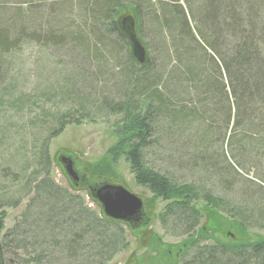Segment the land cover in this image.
Masks as SVG:
<instances>
[{"label":"trees","instance_id":"obj_1","mask_svg":"<svg viewBox=\"0 0 264 264\" xmlns=\"http://www.w3.org/2000/svg\"><path fill=\"white\" fill-rule=\"evenodd\" d=\"M54 1H40L30 27L23 20L0 22V66L1 55L30 42L79 58L86 66L72 69L75 80L107 82L99 78L105 59L121 55L118 72L111 71L121 81L120 100L104 97L93 103L77 96L98 113L122 114L125 121L117 128L116 148L140 186L171 200L163 222L171 216L174 227L186 234L193 231L198 221L188 203L193 195L230 210L226 198L200 190V181H188L189 176L216 173L218 183L228 187L239 177L234 167L247 170L245 162L258 161L263 169L258 166L256 177L264 182V0H92V5L88 0L78 4L77 20L72 11L60 9L66 0L44 14ZM127 5L138 37H145L144 47L150 50L143 63L131 55L117 23ZM83 24L87 31L82 33ZM1 71L2 67L0 81ZM50 72L63 73L54 68ZM58 123L49 128L39 154L32 151L38 160L34 167L41 164L44 177L20 219L0 236V264H106L124 248L118 221L89 210L78 195H69L48 177L47 140L63 127ZM5 173L11 175L9 169ZM239 184V204L260 206L257 210L264 217L263 187L256 196L248 190L258 188L251 181L242 178ZM189 242L186 249L195 244L193 239ZM199 250L181 264H264V239Z\"/></svg>","mask_w":264,"mask_h":264},{"label":"rangeland","instance_id":"obj_2","mask_svg":"<svg viewBox=\"0 0 264 264\" xmlns=\"http://www.w3.org/2000/svg\"><path fill=\"white\" fill-rule=\"evenodd\" d=\"M40 1L0 0V22L23 20L27 21L30 27L29 21H35L30 18L37 17V13L32 11L39 8ZM58 1L51 2L55 4H49L42 12L45 14L47 9H55L56 4L59 8ZM62 2L60 9L72 11V18L77 20L78 4L87 3L88 0ZM88 4L92 5V0ZM60 12L62 13L61 10ZM132 13L129 5L120 10L116 18L119 27L121 18L126 15L134 17ZM87 24L90 25V22ZM86 26L82 25V33L87 31ZM137 38L144 47L145 37L141 36L140 39L137 35ZM144 49L146 60L150 50L145 47ZM121 57L118 55L115 60L105 59L107 62L102 67L103 75H99V78L107 80L103 82L93 78L75 80L71 75L72 69L79 64H86L79 58L75 59L72 53L62 55L47 45L25 42L19 49L4 55V58L1 55L3 62L0 66V82L3 90L0 89V236L20 219L36 192L38 181L44 177L43 172L39 171L41 164L34 167L38 160L32 151L39 154L49 128L62 121L63 127L47 140L46 146L49 160V163L46 162L48 177L52 183L65 189L69 195H78L86 208L100 216L103 215L102 207L91 195V188L98 189L105 184L119 185L137 196L142 203L137 215L126 221L116 220L125 237L124 248L106 264H181L189 256L200 253L199 247L202 246L215 245L218 248L222 244L264 239V217H260L261 212L257 210L261 207L254 209L253 205L254 208L250 209L245 203L239 204L242 197L240 190L243 188L239 181L242 178L258 187L248 188L252 194L260 196L257 194L259 187L264 189V182L256 177L258 166L263 169L258 161L252 164L245 162L244 168L247 170L236 169L232 165L239 177H233L231 187L218 183L217 178L220 177L216 173L202 174L197 178L189 176L188 181H200L199 186L203 187L200 190L207 189L212 195L226 198L231 203L230 206L227 205L229 211L222 204H211L193 195L188 202L198 215L193 231L186 234L179 226L174 227L171 216L163 222L162 217L168 212L166 208L171 200H165L140 186L129 163L116 148V131L125 121L122 114L98 113L95 109L82 105L80 97L77 96L84 95L93 103L104 97L108 100H120L121 81L118 74L112 75L111 71L118 72V61H123ZM94 66L96 70L99 64L95 63ZM51 68L60 69L63 73L55 72L52 75ZM108 77L113 78L107 79ZM82 80L88 82L82 85ZM71 83L77 87L73 89ZM40 120L42 122H38ZM219 152L218 148V155ZM225 154L226 161L232 164L228 153ZM61 155L73 160L74 168L79 174L78 181H72L66 173L60 160ZM218 162L224 164L220 156ZM6 169L11 171L10 176H6ZM34 172H38L36 178ZM176 173L179 175V172L174 170V175ZM198 194L202 195L199 191ZM256 198L260 204V198ZM191 239L195 244L186 249ZM28 252L30 253V250Z\"/></svg>","mask_w":264,"mask_h":264},{"label":"water","instance_id":"obj_3","mask_svg":"<svg viewBox=\"0 0 264 264\" xmlns=\"http://www.w3.org/2000/svg\"><path fill=\"white\" fill-rule=\"evenodd\" d=\"M120 29L130 45L131 55L139 63L144 62L145 49L135 32V20L131 15L121 18ZM64 169L72 181H78L79 175L74 168L73 160L60 156ZM93 197L100 203L103 214L113 220L126 221L137 215L142 207L141 200L119 185L105 184L93 189Z\"/></svg>","mask_w":264,"mask_h":264},{"label":"bare ground","instance_id":"obj_4","mask_svg":"<svg viewBox=\"0 0 264 264\" xmlns=\"http://www.w3.org/2000/svg\"><path fill=\"white\" fill-rule=\"evenodd\" d=\"M17 204V203H16Z\"/></svg>","mask_w":264,"mask_h":264},{"label":"flooded vegetation","instance_id":"obj_5","mask_svg":"<svg viewBox=\"0 0 264 264\" xmlns=\"http://www.w3.org/2000/svg\"><path fill=\"white\" fill-rule=\"evenodd\" d=\"M79 175V174H78Z\"/></svg>","mask_w":264,"mask_h":264}]
</instances>
